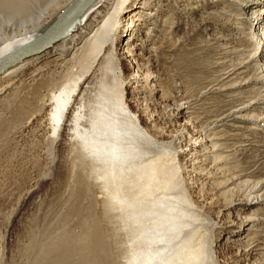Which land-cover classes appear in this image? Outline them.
<instances>
[{
  "label": "bare ground",
  "instance_id": "obj_1",
  "mask_svg": "<svg viewBox=\"0 0 264 264\" xmlns=\"http://www.w3.org/2000/svg\"><path fill=\"white\" fill-rule=\"evenodd\" d=\"M73 1L0 0V58L40 37ZM151 4V0H93L65 23L50 47L0 75V150L10 133L19 137L32 125L47 133L62 122L59 144L68 148L73 181L68 211L35 215L29 224L28 243L8 264H206L208 223L182 211V196L174 182L178 166L169 156L177 154L182 173L185 159L181 149L139 133L118 96L119 67L113 59L130 71L125 75L129 107H137L144 97L138 84L142 77L153 78L152 83L159 86L157 93L165 89L163 80L147 71L156 67L161 47L174 49L173 38L166 35L178 30V23L174 26L171 19H156L167 9L159 7L153 14L144 11ZM151 25L154 35L143 36ZM72 76L82 77L73 96L74 86L67 85ZM131 84L134 87L129 90ZM98 92L108 99L95 102ZM178 106L186 109L183 104ZM262 123L264 126V120ZM217 139L210 136L204 142L213 149V161L225 160L216 152L220 147L214 142ZM196 145H192L191 155ZM140 146L150 149L142 152ZM204 155H195V162ZM226 163H216L217 174L226 171ZM96 194L103 198L99 215L93 203L86 208L81 203L84 198L92 202ZM59 203L58 199L55 205ZM258 203V197L250 195L235 200L233 207ZM59 207L65 209L63 204ZM69 219H76L75 232ZM240 220L239 231L245 232L257 219L247 216ZM207 261L217 264L213 256Z\"/></svg>",
  "mask_w": 264,
  "mask_h": 264
},
{
  "label": "rangeland",
  "instance_id": "obj_2",
  "mask_svg": "<svg viewBox=\"0 0 264 264\" xmlns=\"http://www.w3.org/2000/svg\"><path fill=\"white\" fill-rule=\"evenodd\" d=\"M151 2L144 11L153 14L159 7L167 9L169 13L160 11L156 19H171L174 26L178 23V30L171 29L173 34L166 35L173 38L174 49L161 47L156 67L147 71L159 76L156 79L163 80L165 89L157 93L159 86L152 83L153 78L142 77L138 84L144 97L137 107H129L130 97L125 92L129 69L126 72V67L113 59L119 67L118 96L124 100L139 133L145 132L159 142L168 141L174 150L181 149L185 159L182 173L177 154L169 156L178 166L174 182L182 196V211L208 223L204 235L205 263L209 264L207 260L213 256L217 264H264V0ZM152 30L151 25L143 36L154 35ZM161 34L157 36L163 37ZM122 41L125 43L126 38ZM81 81V76L70 78L67 85L74 86L71 96ZM233 85H236L233 89L220 90ZM105 99L108 97L101 92L94 96L95 102ZM180 104L186 109L181 110ZM246 105L250 107L243 109ZM186 112V117L180 116ZM227 114V119L223 118ZM61 123L50 127L47 133L32 125L19 137L10 133L5 138V147L0 150V264L10 263L28 243L27 232L35 215L68 211L67 198L73 181L67 165L71 157L68 148L59 144ZM210 136L220 138L214 140L220 146L216 152L224 155L225 160L213 161V149L209 142H204ZM173 140L176 141L172 143ZM194 143L198 145L191 155ZM140 147L142 152L150 149ZM195 155L205 157L197 163ZM221 161L227 162L228 170L217 174L216 163ZM250 195L257 196L259 203L233 207L235 200ZM58 199L60 203L56 206ZM89 201L84 198L81 203L85 208L93 203L96 213L101 214L102 196L96 194ZM61 204L65 209H60ZM247 216L257 220L251 223L254 224L251 230L247 231L249 224L245 232H240L238 223ZM69 220L68 225L74 231L76 219ZM250 245L255 246L249 248Z\"/></svg>",
  "mask_w": 264,
  "mask_h": 264
},
{
  "label": "water",
  "instance_id": "obj_3",
  "mask_svg": "<svg viewBox=\"0 0 264 264\" xmlns=\"http://www.w3.org/2000/svg\"><path fill=\"white\" fill-rule=\"evenodd\" d=\"M93 0H74L57 16L51 26L38 38L0 58V75L21 61L38 55L56 40L65 23L79 10L86 8Z\"/></svg>",
  "mask_w": 264,
  "mask_h": 264
}]
</instances>
